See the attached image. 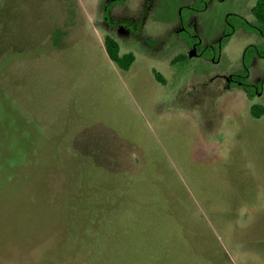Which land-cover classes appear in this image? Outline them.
Segmentation results:
<instances>
[{
  "label": "rangeland",
  "instance_id": "374dc122",
  "mask_svg": "<svg viewBox=\"0 0 264 264\" xmlns=\"http://www.w3.org/2000/svg\"><path fill=\"white\" fill-rule=\"evenodd\" d=\"M144 1L0 0V264H264V93L219 85L257 0H151L145 26ZM182 19L207 57L173 63Z\"/></svg>",
  "mask_w": 264,
  "mask_h": 264
},
{
  "label": "flooded vegetation",
  "instance_id": "af4514ba",
  "mask_svg": "<svg viewBox=\"0 0 264 264\" xmlns=\"http://www.w3.org/2000/svg\"><path fill=\"white\" fill-rule=\"evenodd\" d=\"M207 4H209V0H195L193 3L189 5H185L184 7L187 8L190 14H196L200 10L206 8ZM255 4L252 7L253 14H254L253 8ZM150 6H151V0H146L145 5L143 3V7L140 10L141 12L138 14V16L142 21L141 22L142 24L144 22V19L147 15V11L149 10ZM231 15L235 17L234 21L230 19ZM226 19H227V29L224 31V33L220 38L222 43L228 40L229 37L232 36L237 30L258 33L263 38V43H251L250 45H248L246 47L244 54L243 69L237 72H233L229 75L222 76L220 78L221 81L219 82V85L221 89H229L234 86H240L245 90L246 95L248 96L249 99L255 100L257 96L259 97L263 96L264 77L256 81H250L249 78L251 75V68L253 66L255 59L264 56V33L262 31V28L258 25V23H256L257 21L255 14L253 20L248 19L247 17H245L240 13H230V15ZM110 21L112 22V25L116 24L115 21L113 20ZM124 22L126 23V20H123V22L121 23ZM143 25L145 26V24ZM174 31L180 32L182 37L186 40V42H188L187 45L189 46V48L181 50L178 53L187 52L188 57H193L196 55H202L207 57V54L209 53L208 50L210 51V49H213V46L210 47V45L203 46V42L200 34L190 29L185 24L183 19L181 20L180 25L177 28H175ZM214 60H217V57H215ZM256 104L264 105L260 102H254L253 105L251 106V112H252V107Z\"/></svg>",
  "mask_w": 264,
  "mask_h": 264
},
{
  "label": "trees",
  "instance_id": "16d2710c",
  "mask_svg": "<svg viewBox=\"0 0 264 264\" xmlns=\"http://www.w3.org/2000/svg\"><path fill=\"white\" fill-rule=\"evenodd\" d=\"M253 11L256 16V21H257L256 23H258V25L262 28V31L264 33V0H258L253 8ZM104 43L109 56L117 64V66L123 70H128L136 59L135 53L132 51L121 52V43L119 39L110 32H106L104 34ZM187 58H188V53L182 52V53H178L172 61L174 63L176 61H184ZM157 77L160 80L165 81V78L161 76L159 73H157ZM252 112L257 117L261 116L262 114H264V105L261 104L254 105L252 107ZM152 256L155 255L151 254L149 258L152 264H154L155 261L158 260H154ZM144 264H149V260L147 257L146 258L144 257Z\"/></svg>",
  "mask_w": 264,
  "mask_h": 264
}]
</instances>
